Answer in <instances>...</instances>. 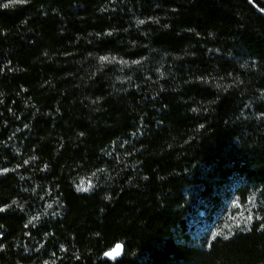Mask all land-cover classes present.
<instances>
[{"label": "trees", "instance_id": "obj_1", "mask_svg": "<svg viewBox=\"0 0 264 264\" xmlns=\"http://www.w3.org/2000/svg\"><path fill=\"white\" fill-rule=\"evenodd\" d=\"M6 3L0 264H264V0Z\"/></svg>", "mask_w": 264, "mask_h": 264}, {"label": "rangeland", "instance_id": "obj_2", "mask_svg": "<svg viewBox=\"0 0 264 264\" xmlns=\"http://www.w3.org/2000/svg\"><path fill=\"white\" fill-rule=\"evenodd\" d=\"M2 172L0 171V175ZM81 186L88 187L89 192L92 189V184L88 181L80 183L78 190L81 192H85L80 190ZM253 209L249 206L242 205L240 203H234L230 206L229 210L225 213L224 219L218 227H215L212 231H206L202 225L197 224L196 229L194 230V237L201 243H206L209 237L211 239L216 237H224L232 235L238 231L244 230L248 228L250 222L248 217H252ZM209 233V235H206Z\"/></svg>", "mask_w": 264, "mask_h": 264}, {"label": "snow or ice", "instance_id": "obj_3", "mask_svg": "<svg viewBox=\"0 0 264 264\" xmlns=\"http://www.w3.org/2000/svg\"><path fill=\"white\" fill-rule=\"evenodd\" d=\"M28 3V0H9V3H6L3 5L4 8H8L10 5H15V4H26ZM102 60H106L108 59L107 57H103L101 58ZM4 171H7V170H4ZM80 190L82 191H88V187H83L81 186ZM3 209H0V211H2ZM35 219V218H34ZM252 217L249 216L248 217V220L251 221ZM121 245H117L116 248L112 251V252H106L105 253V256H108L110 257L111 259H115L116 256L120 255V249H121Z\"/></svg>", "mask_w": 264, "mask_h": 264}, {"label": "water", "instance_id": "obj_4", "mask_svg": "<svg viewBox=\"0 0 264 264\" xmlns=\"http://www.w3.org/2000/svg\"><path fill=\"white\" fill-rule=\"evenodd\" d=\"M117 245H121L122 246L121 249L119 250L120 251V255L116 256L115 259H111L110 257L105 256V254H104L103 261H108V262H111V263H117V262L121 261L124 258V254H125L124 246L122 244H117ZM116 246L112 250H110L108 252H112L116 248Z\"/></svg>", "mask_w": 264, "mask_h": 264}]
</instances>
